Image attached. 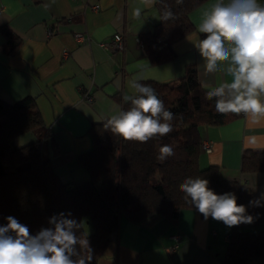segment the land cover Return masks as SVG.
I'll return each instance as SVG.
<instances>
[{
    "label": "crops",
    "instance_id": "1",
    "mask_svg": "<svg viewBox=\"0 0 264 264\" xmlns=\"http://www.w3.org/2000/svg\"><path fill=\"white\" fill-rule=\"evenodd\" d=\"M156 1L0 0V26L21 40L9 55L0 33V97L10 102L27 96L35 99L51 133L43 143V153L63 182L77 185L87 180L77 157L91 148L88 129L121 111L123 96L136 94L134 77L140 82L169 83L194 65L200 84L208 90L231 81L227 61L216 73L208 74L195 48L204 38L198 25L215 0L205 1L189 14L194 31L174 44V59L149 63L138 39L159 20ZM259 2L264 4V0ZM48 28L51 36H47ZM117 33L123 34L124 51L104 50L100 43ZM76 34L88 40L78 42ZM87 95L92 96L90 103L85 102ZM232 114L236 117L223 125L200 127L202 141L210 142L211 150H201L198 163L200 168L218 167L223 179L249 188L255 200L264 192V172L241 173V157L246 150L264 151V120L254 124L245 114ZM33 139L27 133L16 138L15 145ZM232 228L211 217L205 220L191 209L181 210L176 221L155 215L134 223L121 217L98 264H222ZM175 243L176 250L169 253ZM248 264H264V258Z\"/></svg>",
    "mask_w": 264,
    "mask_h": 264
},
{
    "label": "trees",
    "instance_id": "2",
    "mask_svg": "<svg viewBox=\"0 0 264 264\" xmlns=\"http://www.w3.org/2000/svg\"><path fill=\"white\" fill-rule=\"evenodd\" d=\"M205 1H156L159 20L152 31L139 36L150 64L175 58L174 44L194 31L189 14ZM0 33L6 39L7 54H14L20 38L6 26H0ZM141 83L153 87L165 108L173 112L172 131L139 143L113 134L107 122L93 123L88 129L91 148L77 157L87 180L77 185L63 182L43 153V143L51 133L35 99L27 96L10 102L0 97V225L6 224L5 217L13 216L35 235L41 228L50 227L51 216L71 212L80 223V238L87 240L92 249L90 264H98L121 217L134 223L155 215L176 221L183 209L197 211L185 202L179 185L185 178L200 177L209 181L216 194L234 193L237 203L245 205L247 214L255 218L251 224L232 228L222 264H248L252 259L264 258V206H249L254 200L249 188L223 179L216 166L200 168L198 163L202 150L200 127L223 125L236 115L216 111V98H206L210 90L200 84L194 65H188L176 81ZM130 107V102H124L121 111ZM27 133L34 139L16 146L15 139ZM165 144L173 147L175 155L161 162L157 156ZM240 171L264 172V151H244ZM85 220L91 224L90 233L85 230ZM87 255L82 246L81 257L86 259Z\"/></svg>",
    "mask_w": 264,
    "mask_h": 264
},
{
    "label": "clouds",
    "instance_id": "3",
    "mask_svg": "<svg viewBox=\"0 0 264 264\" xmlns=\"http://www.w3.org/2000/svg\"><path fill=\"white\" fill-rule=\"evenodd\" d=\"M198 32L204 38L195 48L206 73H216L227 61L226 74L232 78L206 92V98H216L218 113H243L254 124L264 120V4L259 0H215L203 13ZM132 87L136 94L123 96L131 107L111 116L106 127L125 141L139 143L169 134L174 114L165 108L155 89L141 83L139 77L133 78ZM174 155L173 147L165 144L157 159L164 162ZM179 189L185 202L205 220L211 217L229 228L254 222L234 193L216 194L207 179L185 178ZM249 206H264V192L250 200ZM4 219L6 224L0 225V264H90L92 249L80 238V223L71 212L51 216L50 227L35 235L15 217ZM82 246L88 252L86 259L81 257Z\"/></svg>",
    "mask_w": 264,
    "mask_h": 264
},
{
    "label": "built area",
    "instance_id": "4",
    "mask_svg": "<svg viewBox=\"0 0 264 264\" xmlns=\"http://www.w3.org/2000/svg\"><path fill=\"white\" fill-rule=\"evenodd\" d=\"M97 7H94V9H96ZM53 34V31L51 28L47 29V36H51ZM75 40L78 42H82V41H86L88 40V37H85L82 34H76L75 35ZM139 44L140 40L138 39ZM100 46L104 49V50H109V51H115V52H123L125 49V42H124V37L122 33H117L115 35H113V37L108 40V42H103L100 43ZM142 47V46H141ZM63 56L66 57L67 53L63 52ZM85 102L90 103L92 101V96L91 95H87L85 97ZM239 115H244L243 113H240ZM211 143L208 141H202L201 143V147L202 150L206 151V152H210L211 150ZM175 241H177L178 236H174ZM177 248V244L175 243L170 249H169V253H173Z\"/></svg>",
    "mask_w": 264,
    "mask_h": 264
},
{
    "label": "rangeland",
    "instance_id": "5",
    "mask_svg": "<svg viewBox=\"0 0 264 264\" xmlns=\"http://www.w3.org/2000/svg\"><path fill=\"white\" fill-rule=\"evenodd\" d=\"M84 226H85L86 232L90 233L91 232V224H90V222H88L87 220H85Z\"/></svg>",
    "mask_w": 264,
    "mask_h": 264
}]
</instances>
